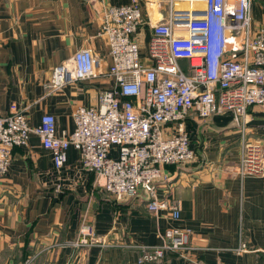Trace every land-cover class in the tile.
Returning <instances> with one entry per match:
<instances>
[{"label": "crops", "instance_id": "0c3cea01", "mask_svg": "<svg viewBox=\"0 0 264 264\" xmlns=\"http://www.w3.org/2000/svg\"><path fill=\"white\" fill-rule=\"evenodd\" d=\"M133 1L151 23L167 15L159 0H0V114L15 106L33 127L52 115L58 134L71 133L73 112L96 107L112 82L99 78L53 91L52 71L82 48L101 56L105 70L108 45L97 34L102 5ZM251 25L254 31L264 26V0L252 1ZM149 37L147 27L136 37L145 63ZM243 123L236 126L229 112L186 119L196 159L188 166H165L166 179L156 183L160 199L178 204L177 220L164 210L149 213L141 194L117 201L96 184L94 173L82 169L73 148L56 170L39 137L31 135L26 147L13 149L0 178V264H139L136 245L161 244L169 228L187 231L195 250L187 259L167 253L142 264H264V177L236 173L246 143L264 154V107H248ZM86 225L100 242L71 246ZM241 244L246 251L235 252Z\"/></svg>", "mask_w": 264, "mask_h": 264}, {"label": "built area", "instance_id": "2783aa9c", "mask_svg": "<svg viewBox=\"0 0 264 264\" xmlns=\"http://www.w3.org/2000/svg\"><path fill=\"white\" fill-rule=\"evenodd\" d=\"M159 1L168 12L155 23L136 1L102 5L97 34L108 45L110 63L105 70L102 57L89 48L79 49L53 69L48 83L53 91L99 78L112 82L99 93L96 107L73 112L71 133L58 134L52 115H43L33 127L15 106L0 114V178L7 172L13 149L26 147L30 136L36 135L56 170L64 167L67 150L73 148L80 154L82 169L94 173L96 184L117 201L141 194L149 213L164 210L171 219H179L178 204L160 199L156 183L166 179L165 166L195 161L184 126L190 115L207 119L229 112L236 126L243 127L248 107H264V26L252 29L253 0ZM144 27L150 30L147 63L136 41ZM236 173L264 177V154L258 145H244ZM79 232L81 237L71 246L100 242L89 225ZM136 248L141 250L139 264L157 262L167 253L187 259V253L195 250L189 233L178 228L167 229L159 245ZM234 250L243 253L246 246Z\"/></svg>", "mask_w": 264, "mask_h": 264}]
</instances>
